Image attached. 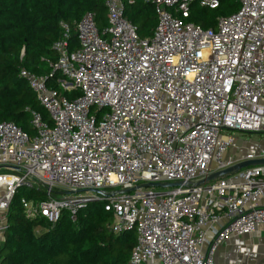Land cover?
<instances>
[{
	"label": "built area",
	"instance_id": "2783aa9c",
	"mask_svg": "<svg viewBox=\"0 0 264 264\" xmlns=\"http://www.w3.org/2000/svg\"><path fill=\"white\" fill-rule=\"evenodd\" d=\"M145 1L158 17L151 37L139 36L122 0H106L108 24L99 30L86 14L76 44L60 23L49 76L20 70L49 121L32 111V134L0 122V244L20 188L45 192L20 204L49 229L63 211L76 221L102 203L115 234H137L128 264H216L230 237L264 233V164L185 184L264 159L261 143L233 153L234 132L264 134V0H239L214 28L187 19L193 4L220 0Z\"/></svg>",
	"mask_w": 264,
	"mask_h": 264
},
{
	"label": "trees",
	"instance_id": "16d2710c",
	"mask_svg": "<svg viewBox=\"0 0 264 264\" xmlns=\"http://www.w3.org/2000/svg\"><path fill=\"white\" fill-rule=\"evenodd\" d=\"M125 17L141 38L151 37L158 23L155 6L145 0H122ZM240 8L239 0H220L216 9L195 3L188 22L214 28L219 17ZM88 13L96 15L99 30L107 23L106 0H0V122H14L32 134V111L49 121V114L20 70L50 75L48 61L57 58L52 49L61 36V22L72 28ZM58 73H55V75ZM60 75V74H59ZM58 75V76H59ZM24 196L44 198V191L20 188L8 213V230L0 249L1 264H128L137 234H115L113 214L102 203L80 210L73 221L68 211L53 229L45 219H28L20 204Z\"/></svg>",
	"mask_w": 264,
	"mask_h": 264
},
{
	"label": "crops",
	"instance_id": "0c3cea01",
	"mask_svg": "<svg viewBox=\"0 0 264 264\" xmlns=\"http://www.w3.org/2000/svg\"><path fill=\"white\" fill-rule=\"evenodd\" d=\"M215 261L216 264H264V233L230 237L218 247Z\"/></svg>",
	"mask_w": 264,
	"mask_h": 264
},
{
	"label": "water",
	"instance_id": "95a60500",
	"mask_svg": "<svg viewBox=\"0 0 264 264\" xmlns=\"http://www.w3.org/2000/svg\"><path fill=\"white\" fill-rule=\"evenodd\" d=\"M264 164V159H255V160H247L243 161L241 163L235 164L225 170L218 171L215 173H212L204 178L190 181L188 183H185L186 185H191V186H199L202 184H205L207 182H210L212 180H216L219 178H222L225 175H230L231 173H236L240 171L243 168L249 167V166H256V165H261ZM183 184L182 181L178 182H173V183H154V182H149V183H144L140 184L139 186L133 187V188H127V189H120L118 191H114V194H122V193H128L131 192L137 188H144V187H157V186H167V187H175V186H181Z\"/></svg>",
	"mask_w": 264,
	"mask_h": 264
},
{
	"label": "rangeland",
	"instance_id": "374dc122",
	"mask_svg": "<svg viewBox=\"0 0 264 264\" xmlns=\"http://www.w3.org/2000/svg\"><path fill=\"white\" fill-rule=\"evenodd\" d=\"M234 137L238 139L235 147L233 148V153H245L248 149H255L256 146L261 143L264 144V134L259 133H241L234 132ZM7 229L3 232V239L0 244V249L4 246L6 237H7ZM256 242H259V239H256Z\"/></svg>",
	"mask_w": 264,
	"mask_h": 264
}]
</instances>
